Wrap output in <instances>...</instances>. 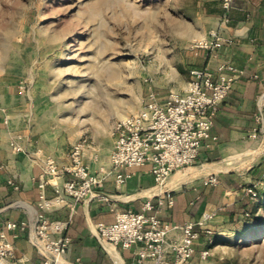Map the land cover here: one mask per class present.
Here are the masks:
<instances>
[{
  "label": "crops",
  "instance_id": "crops-1",
  "mask_svg": "<svg viewBox=\"0 0 264 264\" xmlns=\"http://www.w3.org/2000/svg\"><path fill=\"white\" fill-rule=\"evenodd\" d=\"M198 9L205 21L197 39L208 37L214 31L229 41L215 49L198 48L189 69L195 66L214 69L228 62L244 70L233 82L213 119L210 134L216 139L209 138L200 149L196 164L171 173L163 187L155 184L149 164L127 168L130 177L116 186L108 162L112 145L101 153L87 144L84 162L93 172H98L100 167L104 169L100 193L105 198L74 201L64 196L63 205L45 213L50 220L66 222L62 234L69 238V244L63 255L57 256L59 264H137L135 245L101 243L96 223H112L116 212L139 211L147 199L152 200L160 219L177 225L195 221L205 211H213L214 217L207 223L212 232L201 231L195 240L192 264H214V231L224 229L229 221L239 224L255 208L254 197L246 188L253 187L256 193L258 188L259 193L264 190V0H233L227 12L220 0H201ZM1 74L0 231L4 230L6 239L13 244L11 258L16 260L15 264H35L42 259L33 244V236L40 211L38 183L43 177V161L48 157L56 160L60 168L57 181L61 183L71 178L70 174L61 172V167L68 162L67 150L61 146L57 134L41 133L32 137L35 129L27 113L35 105L34 95L15 76L4 78ZM152 96L164 102L168 94ZM219 172L222 174L218 176ZM209 174L218 176L215 186L203 183ZM198 178L199 182L191 183ZM163 189L172 193L171 206L156 203ZM43 192L47 198L55 195L49 183ZM7 221L19 224L7 229ZM170 234L176 235L178 230ZM204 249L208 254L202 257L200 251Z\"/></svg>",
  "mask_w": 264,
  "mask_h": 264
},
{
  "label": "rangeland",
  "instance_id": "rangeland-1",
  "mask_svg": "<svg viewBox=\"0 0 264 264\" xmlns=\"http://www.w3.org/2000/svg\"><path fill=\"white\" fill-rule=\"evenodd\" d=\"M200 1L0 0V73L33 93L32 137L57 134L67 152L86 139L105 153L120 115L188 80ZM260 190L238 225L214 231V264H264Z\"/></svg>",
  "mask_w": 264,
  "mask_h": 264
},
{
  "label": "built area",
  "instance_id": "built-area-1",
  "mask_svg": "<svg viewBox=\"0 0 264 264\" xmlns=\"http://www.w3.org/2000/svg\"><path fill=\"white\" fill-rule=\"evenodd\" d=\"M233 0H220L221 7L227 12ZM228 38H222L214 31L208 37L194 40L193 47L202 49L218 48ZM189 79L182 90H171L164 102L149 97L143 106L124 118L113 123V145L109 153V168L113 172L116 186L130 177L126 169L143 164L150 165V172L156 185L162 186L175 170L191 165L206 141L216 139L210 134L213 119L219 106L226 98L232 84L244 70L232 63L218 64L214 69L195 66L189 69ZM86 139L74 143L67 152L68 162L61 167L62 173L71 175L69 179L57 181L58 164L48 157L43 161V177L38 186L40 211L35 224L36 240L33 244L42 259L35 264H59L58 255L66 251L69 238L62 232L66 222L50 220L45 213L64 204V196L74 201L91 197L105 198L100 193L104 180V169L93 172L84 162ZM15 149H20L15 146ZM218 182L215 174L203 179L204 184ZM49 183L55 195L47 198L43 192ZM246 191L256 196L253 187ZM157 205L171 206L172 193L163 189L157 197ZM151 199H147L139 211L127 209L116 212L112 223L97 222L96 231L101 243L113 246L130 247L135 245L137 264H192L195 252L194 242L201 231L211 233L208 221L214 217L213 211H205L195 221L177 225L164 221L157 215ZM247 214V213H246ZM19 223L7 221L5 228H15ZM178 234L171 236V231ZM208 250L200 251L205 257ZM13 256V244L6 239L4 230L0 231V264Z\"/></svg>",
  "mask_w": 264,
  "mask_h": 264
},
{
  "label": "bare ground",
  "instance_id": "bare-ground-1",
  "mask_svg": "<svg viewBox=\"0 0 264 264\" xmlns=\"http://www.w3.org/2000/svg\"><path fill=\"white\" fill-rule=\"evenodd\" d=\"M198 40H200V39H198ZM121 116V118H124V117H126L127 115H120ZM165 185V184H164ZM164 185H162V186H160V187H163ZM33 240L35 241L36 240V238L33 236Z\"/></svg>",
  "mask_w": 264,
  "mask_h": 264
},
{
  "label": "trees",
  "instance_id": "trees-1",
  "mask_svg": "<svg viewBox=\"0 0 264 264\" xmlns=\"http://www.w3.org/2000/svg\"><path fill=\"white\" fill-rule=\"evenodd\" d=\"M201 233V232H200Z\"/></svg>",
  "mask_w": 264,
  "mask_h": 264
}]
</instances>
